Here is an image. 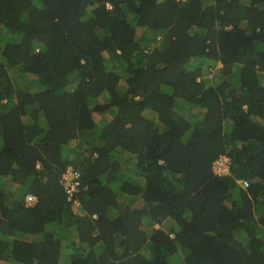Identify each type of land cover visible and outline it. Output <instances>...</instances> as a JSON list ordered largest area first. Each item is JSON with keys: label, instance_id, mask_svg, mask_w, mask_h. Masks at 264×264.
<instances>
[{"label": "trees", "instance_id": "obj_1", "mask_svg": "<svg viewBox=\"0 0 264 264\" xmlns=\"http://www.w3.org/2000/svg\"><path fill=\"white\" fill-rule=\"evenodd\" d=\"M263 239L264 0H0V264H264Z\"/></svg>", "mask_w": 264, "mask_h": 264}, {"label": "built area", "instance_id": "obj_2", "mask_svg": "<svg viewBox=\"0 0 264 264\" xmlns=\"http://www.w3.org/2000/svg\"><path fill=\"white\" fill-rule=\"evenodd\" d=\"M229 166H228V159L222 158L215 162V165H213V171L214 174L218 176L226 175L228 174ZM78 179H79V173L74 171L72 168H68L61 177V184L62 187L67 194V200L72 201L74 192L76 191V188L78 187ZM243 187L246 188L248 183L245 181L242 183ZM32 199L30 198L29 201ZM77 204V203H76Z\"/></svg>", "mask_w": 264, "mask_h": 264}, {"label": "clouds", "instance_id": "obj_3", "mask_svg": "<svg viewBox=\"0 0 264 264\" xmlns=\"http://www.w3.org/2000/svg\"><path fill=\"white\" fill-rule=\"evenodd\" d=\"M107 7L109 8V6L107 5ZM219 66V65H218ZM216 161H218V160H216ZM215 161V162H216ZM215 162H213V165H215ZM213 165H212V170H213ZM68 168H72L74 171H76V172H78L79 173V179H78V184H79V181H80V172L77 170V169H75V168H73V167H71V166H69V167H67L66 168V170L68 169ZM65 170V171H66ZM64 171V172H65ZM63 172V173H64ZM63 173H62V175H63ZM213 173H214V171H213ZM62 175H61V177H62ZM216 175V174H215ZM216 176H218V175H216ZM60 186H61V188L63 189V187H62V184H61V178H60ZM63 191H64V189H63ZM77 192V188H76V191L74 192V195H75V193ZM64 193H65V191H64ZM65 195H66V199H67V194L65 193ZM74 195H73V200L72 201H69V202H72L73 203V206L75 207H77L79 204H78V202L76 201V200H74L75 198H74ZM30 198L32 199L31 201H29L30 200ZM35 201H36V199H35V197L34 196H32V195H27L26 197H25V202H26V205L27 206H31V205H33L34 203H35ZM68 201V200H67ZM77 203V204H76Z\"/></svg>", "mask_w": 264, "mask_h": 264}, {"label": "rangeland", "instance_id": "obj_4", "mask_svg": "<svg viewBox=\"0 0 264 264\" xmlns=\"http://www.w3.org/2000/svg\"><path fill=\"white\" fill-rule=\"evenodd\" d=\"M218 68V67H217ZM206 70H207V68L205 67V70H204V73H205V76H206V74H207V72H206ZM215 71H217L216 69L214 70V72ZM217 72H215V74H216ZM210 78L212 77V72H210V74L208 75ZM105 118V117H104ZM264 240V239H263Z\"/></svg>", "mask_w": 264, "mask_h": 264}]
</instances>
